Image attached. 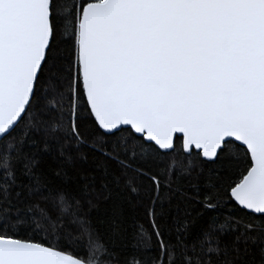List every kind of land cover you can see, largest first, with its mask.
I'll return each mask as SVG.
<instances>
[{
  "label": "snow or ice",
  "instance_id": "1",
  "mask_svg": "<svg viewBox=\"0 0 264 264\" xmlns=\"http://www.w3.org/2000/svg\"><path fill=\"white\" fill-rule=\"evenodd\" d=\"M0 264H264V0H0Z\"/></svg>",
  "mask_w": 264,
  "mask_h": 264
}]
</instances>
